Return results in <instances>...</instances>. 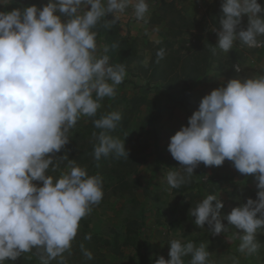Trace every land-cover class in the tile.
I'll return each mask as SVG.
<instances>
[{
	"label": "clouds",
	"instance_id": "clouds-1",
	"mask_svg": "<svg viewBox=\"0 0 264 264\" xmlns=\"http://www.w3.org/2000/svg\"><path fill=\"white\" fill-rule=\"evenodd\" d=\"M16 2L0 0V6ZM129 9L138 23L148 24L147 0H48L42 8L0 11V264L34 250L39 264H66L64 254L71 255L80 221L102 201L101 175H90L67 154L56 156L81 118H94L99 130L92 133L95 161L110 155L128 159L125 140L110 134L122 113L95 117L101 101L114 98L127 76L123 63H110L109 47L98 45L97 29L112 28ZM109 14L113 18L106 20ZM245 15L246 29L241 27ZM219 25L213 27L217 44H209L213 56L229 53L237 43L248 48L264 44L259 39L264 37L259 0H221ZM158 33V27L145 31L156 46L162 43ZM165 55L158 48L155 63ZM152 62L149 53L142 64L148 68ZM235 70L241 71L238 64ZM168 151L180 165L161 180L169 190L191 183L201 162L219 167L228 160L239 173L255 176L257 198L234 207L226 219L238 230L239 253L257 254V234L264 230V75L231 79L205 95L187 125L171 136ZM63 161H68L67 171L58 178L50 175ZM223 208L220 195L208 194L190 208L189 216L216 236L228 230ZM168 244L170 259L160 256L155 264H185L186 257L188 264H211L204 243L172 239ZM80 249L87 260L93 259L83 244ZM233 264L239 260L234 258Z\"/></svg>",
	"mask_w": 264,
	"mask_h": 264
},
{
	"label": "rangeland",
	"instance_id": "rangeland-1",
	"mask_svg": "<svg viewBox=\"0 0 264 264\" xmlns=\"http://www.w3.org/2000/svg\"><path fill=\"white\" fill-rule=\"evenodd\" d=\"M212 1L147 0L150 6L148 24L138 23L129 9L120 21V31L122 34L129 32L138 38L144 58L150 53L144 46L151 41L145 35L146 29L151 32L158 27L157 35L163 39L168 23L178 20L180 15L201 23L207 28L206 34L218 41L207 16L208 6ZM47 2L48 0H17L6 8L0 6V11L32 5L42 8ZM259 2L264 6V0ZM247 25L248 17L245 15L241 27L246 29ZM259 39L264 41V37ZM97 42L98 45L109 47L107 54L110 63H123L126 66L127 76L117 87L116 96L101 101L102 106L97 116L105 105L122 113L120 124L110 134L125 140L129 157L116 159L110 155L98 161L95 174L103 177V185L107 190L99 205L93 206L91 215L80 221L71 255L64 254L66 264H155L160 256L170 259L168 243L172 239L183 242L191 240L197 246L204 243L211 253V264H233L234 258L239 260V264H264V230L257 234L261 245L259 252L253 256H244L238 251V230L226 219L234 207L246 203L248 198H257L258 181L254 175L239 173L228 160L219 167H208L201 162L195 169L196 184L187 197L188 211L208 194L220 195L224 203V208L221 209L222 223L228 230L216 236L208 232L207 225L204 229L199 228L194 223L195 217L189 216L175 226L174 221L178 216L175 210L176 193L161 182L169 170H179L180 167L179 162L168 151L171 136L187 125L188 118L198 110L205 95L226 86L230 81L218 63L200 45L201 55L207 59L206 74L197 81L188 80L181 74V78H175L173 87L167 89L166 84L155 79L152 72L146 73L137 62L126 64L124 57L118 53V47H112L115 44L107 34H102ZM175 42L176 49L186 51L194 42V37L184 35ZM220 53L225 64L232 63L234 78L244 80L264 75V44L248 48L237 43L229 53ZM237 64L241 68L240 72L235 70ZM141 96L146 97V103L134 101L135 97ZM149 101L155 102L151 113ZM93 119L81 118L70 131L69 138L85 134V140L89 142L92 134L88 131ZM63 171H67V166L59 168L52 176L58 178ZM36 183L42 186V182ZM88 234H91L90 240L85 239ZM81 244L93 253L92 260L83 256ZM34 251L23 254L14 262L9 260L6 264H39ZM184 259L185 264H188L190 257ZM52 264H57V261H52Z\"/></svg>",
	"mask_w": 264,
	"mask_h": 264
},
{
	"label": "trees",
	"instance_id": "trees-1",
	"mask_svg": "<svg viewBox=\"0 0 264 264\" xmlns=\"http://www.w3.org/2000/svg\"><path fill=\"white\" fill-rule=\"evenodd\" d=\"M220 15L221 0H213L208 6L207 16L210 18V24L215 28L220 27ZM112 18V15L109 14L105 19L111 20ZM206 30L207 28L202 26L201 23L190 21L184 15H180L178 20H173L168 23L165 37L161 39L162 43L160 45H153L151 41L146 42L144 49L149 50L153 57V62L150 63L148 68H145L142 64L144 55L142 54L141 47H139L140 42L138 38L131 35L129 32L127 34H122L120 31V22L113 25L110 29L98 26L97 39H99L102 34H107L108 37L113 40L114 44L117 45L118 53L124 57L126 64L137 62L146 73L152 72L155 79L166 84L167 89L173 87V83L176 80L175 78H181V74H183L186 79L191 81H197L206 74L207 59L204 58L203 54L201 55L200 49L202 46L206 48V52L210 53L212 60L218 63L219 68L224 71L227 78L230 80L234 79V75L232 73V63L229 62L228 64H225L223 55L220 52L213 56L209 51V44L215 46L218 41L210 37L209 34H206ZM184 35L194 37V42L190 44L191 47H189L186 51H181V49L175 48V41ZM158 48H164L166 50V55L159 63H155V51ZM134 101L141 104L146 103L147 99L146 97L141 96L137 98L135 97ZM148 104L150 108L149 112L151 113L154 109L155 102L149 101ZM112 111L113 109L111 106L105 105L103 111L96 118H99V116L103 113ZM94 131L99 130L95 129L92 123L88 132L92 134ZM69 139L70 142L59 153H57L56 156H63L67 154L70 160H75L79 166L86 167L90 175H95L98 162L94 160L92 155V138L88 142L85 140V134H76ZM67 164L68 161H63L60 163L59 168H63L67 166ZM53 173L54 172L49 170L50 175ZM195 184L196 177L194 174L191 183L183 185L179 189H173L176 193L175 210L178 213V216L174 221L175 226H178L189 217V201L187 197ZM106 190V187L103 185L104 194L106 193Z\"/></svg>",
	"mask_w": 264,
	"mask_h": 264
}]
</instances>
